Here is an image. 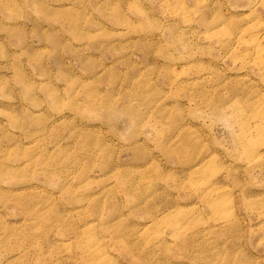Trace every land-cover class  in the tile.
Returning a JSON list of instances; mask_svg holds the SVG:
<instances>
[{"label":"rangeland","instance_id":"obj_1","mask_svg":"<svg viewBox=\"0 0 264 264\" xmlns=\"http://www.w3.org/2000/svg\"><path fill=\"white\" fill-rule=\"evenodd\" d=\"M0 264H264V0H0Z\"/></svg>","mask_w":264,"mask_h":264}]
</instances>
